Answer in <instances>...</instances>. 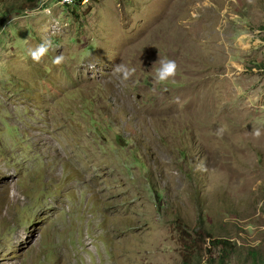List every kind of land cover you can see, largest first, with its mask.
Listing matches in <instances>:
<instances>
[{"label":"rangeland","instance_id":"obj_1","mask_svg":"<svg viewBox=\"0 0 264 264\" xmlns=\"http://www.w3.org/2000/svg\"><path fill=\"white\" fill-rule=\"evenodd\" d=\"M197 229L264 250V0H0V264H180Z\"/></svg>","mask_w":264,"mask_h":264},{"label":"trees","instance_id":"obj_2","mask_svg":"<svg viewBox=\"0 0 264 264\" xmlns=\"http://www.w3.org/2000/svg\"><path fill=\"white\" fill-rule=\"evenodd\" d=\"M193 234L196 237H192V241L185 244L180 264H264V250L259 247L236 245L224 236L213 239L211 233L204 236L198 229ZM206 238L211 240L212 246L219 248L216 253L206 252V249H202L198 244Z\"/></svg>","mask_w":264,"mask_h":264},{"label":"clouds","instance_id":"obj_3","mask_svg":"<svg viewBox=\"0 0 264 264\" xmlns=\"http://www.w3.org/2000/svg\"><path fill=\"white\" fill-rule=\"evenodd\" d=\"M52 47V41L44 37L42 42L35 46L34 48H28V55L34 62L39 63L41 59L48 53L49 49ZM65 60L63 54L57 55L53 58L52 63L55 65H60ZM154 64H158L159 66L154 70L153 79L157 83H164L168 81L170 78H174L177 73V63L172 59H158ZM94 67V66H90ZM116 74L119 75L121 79V83L128 81L135 75L136 69L135 67H130L123 63H118L113 66L112 69ZM256 137L260 136L259 129H255L253 133ZM197 167H201V165H197Z\"/></svg>","mask_w":264,"mask_h":264},{"label":"bare ground","instance_id":"obj_4","mask_svg":"<svg viewBox=\"0 0 264 264\" xmlns=\"http://www.w3.org/2000/svg\"><path fill=\"white\" fill-rule=\"evenodd\" d=\"M59 1V0H58ZM64 4H72L75 0H63ZM65 6V5H64Z\"/></svg>","mask_w":264,"mask_h":264}]
</instances>
